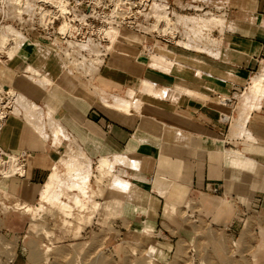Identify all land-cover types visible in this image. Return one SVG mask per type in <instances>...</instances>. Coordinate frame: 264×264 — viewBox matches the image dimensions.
Wrapping results in <instances>:
<instances>
[{
    "label": "crops",
    "instance_id": "1",
    "mask_svg": "<svg viewBox=\"0 0 264 264\" xmlns=\"http://www.w3.org/2000/svg\"><path fill=\"white\" fill-rule=\"evenodd\" d=\"M182 1L172 0L174 5ZM224 5L227 16L221 45L212 50L214 57L167 47L170 66L155 70L140 53L141 37L122 32L125 40H119L116 53L104 61L96 79L98 86L111 91H121L134 81L152 84L161 97L137 90L138 113H123L101 102L105 110L86 95L74 94L82 90L79 86L72 90V82L61 75V82L55 80L49 86L32 83L26 78V68L28 64L38 68L36 58L43 55L37 54L34 43H25L17 55L0 64V84L51 113L87 158L98 162L122 157L144 163L141 168L116 166L127 184L120 193L112 187L109 204H120L112 220L124 233L141 229L143 223L155 231L167 219L168 207L187 195L218 198L233 205L236 212L264 218V97L247 116L242 133H229L230 139L245 136L234 144L223 139L218 123L219 115L231 109L223 107L220 99L236 97L264 60V0H228ZM57 66L60 69L54 55H47L43 68L55 73ZM143 101L152 103L143 105ZM0 147L30 154L25 177L6 182L8 194L26 204L37 198L39 202L41 183L60 148L13 117L0 132ZM156 174L164 180L160 192L151 184ZM77 228L79 233L81 227ZM17 258L15 264H28Z\"/></svg>",
    "mask_w": 264,
    "mask_h": 264
},
{
    "label": "rangeland",
    "instance_id": "2",
    "mask_svg": "<svg viewBox=\"0 0 264 264\" xmlns=\"http://www.w3.org/2000/svg\"><path fill=\"white\" fill-rule=\"evenodd\" d=\"M192 1L209 7L224 5L228 2V0H183L188 5ZM11 2V0H0V27L5 25L21 34H30L29 29L33 20L30 17L31 14L26 12L18 17ZM31 4H34L33 0H30ZM123 35L128 38L125 33ZM219 40L218 38L213 41L216 44L215 49L221 45ZM34 44H36L33 47L37 50V54L43 55L36 58L40 63L38 68L31 64L28 65L50 73V70L43 68V61L47 55L52 56L51 50L44 46L46 45L44 43ZM155 46L164 48L160 44ZM191 50L199 51L198 48L193 47ZM5 55V50H2L0 53L1 63L4 62ZM57 68L59 69L58 66ZM61 70L60 68L59 71L50 74L54 76L60 72L61 76L72 82L74 86L72 90L75 91L78 86L82 90L81 94L78 91L74 94L81 97L86 95L87 98L96 101L104 108L100 96L90 86L96 84L99 90L101 89L96 79L99 70L90 79L71 76ZM27 73V75L30 74L28 71ZM30 81L35 84L33 80ZM138 87V82L134 81L121 91L101 90L106 94V97L118 95L126 99L128 89L133 88L137 92ZM242 91L244 92L245 89H242L238 95ZM142 97L146 99L147 96ZM11 103L10 107L14 102ZM151 103L143 101V105ZM155 103L153 102V104ZM231 105L233 113L230 122L222 132L223 139L227 143L234 144L237 139L245 136L229 138L231 123L237 115V98L232 100ZM39 108L45 111L44 108ZM11 111L12 108H10ZM11 117L12 115L9 116V118ZM18 120L27 123L22 117H18ZM29 127L31 128V126ZM44 135L45 140L52 144L48 130H45ZM76 146L82 151L77 144ZM59 148L56 160L65 155L67 142H61ZM95 163L96 160H91L89 172L95 170ZM116 170L115 166L111 169V177L103 178L100 183H97L94 178L88 180L87 186L90 189L102 191L99 196L93 197L100 205L95 214H92L89 205H87L88 209L84 211L72 205L74 200L86 199L87 196L83 198L79 189L77 191L74 189V180L69 175L73 182L68 181V174L63 175L62 182H66L62 183L63 186L56 189L55 193L60 202L72 206L69 216H66L64 212L61 213L60 209H57L59 205L54 202L52 203L56 204V207L51 202L41 203L45 210L41 209L42 211L32 217L29 213L23 214L21 211H16L14 205L24 202L14 196L6 195L9 191L5 184L11 179L19 178L0 179V264H15L17 257L28 264H264V218L255 214L236 212L230 203L211 196H184L179 204L168 207L167 219L162 221L155 231L143 223L141 229L129 230L124 233V230L119 228L120 224L112 220L113 213L121 210L120 204L117 202L109 204L112 201L111 189L115 188L114 182L120 178V174ZM67 177L68 179H66ZM45 180L46 178L41 186ZM72 184L73 188L70 187ZM114 196L118 200L122 198L121 195ZM27 204L38 206V198ZM171 206L173 207L172 211ZM136 224L140 225V222ZM77 226L81 227L79 233ZM46 251L48 252L46 253Z\"/></svg>",
    "mask_w": 264,
    "mask_h": 264
},
{
    "label": "built area",
    "instance_id": "3",
    "mask_svg": "<svg viewBox=\"0 0 264 264\" xmlns=\"http://www.w3.org/2000/svg\"><path fill=\"white\" fill-rule=\"evenodd\" d=\"M23 0L20 4L12 1V8L18 15V8L28 6L27 11L33 19L30 34H22L24 43L46 44L59 63L62 71L88 79L94 75L98 62L110 56V38L120 40L114 32L128 31L141 37L140 53L146 60L156 44L164 48L174 47L185 51L182 45L212 52L214 40L222 34L220 25L209 22L210 19H223L227 16L225 5L209 7L199 2H179L172 0ZM188 5V6H187ZM191 13V14H190ZM187 14H190L189 16ZM177 17L192 21L186 24L176 23ZM224 27V25H223ZM20 33V32H19ZM220 39V38H219ZM220 41V40H219ZM6 57V55H5ZM8 60L5 58L4 61ZM100 69V68H99ZM9 90L0 84V132L11 115L8 97ZM232 98L220 99L223 107L231 108ZM12 104V103H11ZM233 109L228 114H220L218 123L225 130L230 122ZM11 156V158L9 157ZM30 154L11 153L0 147V173L9 168V161L17 171L13 178L25 173ZM12 159V160H10ZM0 179H2L0 175Z\"/></svg>",
    "mask_w": 264,
    "mask_h": 264
},
{
    "label": "bare ground",
    "instance_id": "4",
    "mask_svg": "<svg viewBox=\"0 0 264 264\" xmlns=\"http://www.w3.org/2000/svg\"><path fill=\"white\" fill-rule=\"evenodd\" d=\"M11 1L16 2V4H20L23 0H11ZM29 9L30 8L25 5V7L18 8L16 13L18 15H20L24 12H27ZM188 18L184 19V17H177L176 23H178V24L189 23L192 20L188 19ZM209 22H214V23L216 22V24L220 25L221 28L224 25V20H222L221 18H219V19H217V18L213 19L212 18L209 20ZM114 34H115V36H118V38H120V40H125V38L122 37V32H120V33L114 32ZM24 40H25L24 36L21 33L12 29L11 27H6L5 25H4V27H0V53L2 50H5V54H6L7 59L10 60L13 56L18 54L20 48L25 44ZM110 42H111V45L109 48L110 53L111 54L116 53L113 50L115 49L116 45L120 43V41L119 40L115 41L114 39L110 38ZM182 46L187 50H191V48H192L188 44H184ZM195 49H197V48H195ZM194 51H196V50H194ZM198 52H204L205 54H208L209 56L214 57L212 55V52L209 50L204 49V50H199ZM168 55H169V53L167 51H165L164 48H160V47L156 48V46H155V48L153 47L152 53L149 55V58L146 60L147 65L150 68L155 69V70L156 69L159 70L161 68H162L161 70H163L165 67H169L170 63L172 62L166 58V56H168ZM0 64H2L1 61H0ZM102 65H103V62L100 60L97 64V68H96L94 74H97L99 68ZM0 68H2L1 65H0ZM26 71L30 72L29 75H26L27 78L29 80H33V82H35L36 84H38L42 87L54 84L55 80L61 82L60 72L55 74V77H54L49 72H46L43 70H37V69H35L29 65L27 66ZM91 77L92 76H90V78ZM90 78H88V79H90ZM90 86L92 87L93 91L100 96L101 102L104 105L113 107L116 110L123 112V113H129L130 110H134L137 113L139 112V101L136 98V91L128 89L127 97H126V99H124L118 95H116V96L109 95L106 97V94H104L103 90H101L102 87L99 86L101 88L99 90V88L97 87L96 84L90 85ZM138 88H137V90H139V92H143V93L152 95V96L157 97V98L161 97V94L158 91H156L155 89H153L152 84H150L149 82H147L145 80L141 81V84H139ZM164 93L167 94L166 91ZM8 97H9V100L11 102H14L12 107H11L12 108V111H11L12 117H14V118L22 117L23 120L25 122H27L26 123L27 126H31V128H33V130H35L40 136L43 137V139H46V137H45L46 134L44 135V132H45V130H48L50 135H51V138H52L53 146H55V147H59V145L63 141L67 142V149L64 153L65 155L62 156V158H60L59 160H57L55 162L50 174L48 175V177L44 183V185H42V187L40 189L39 205L38 206H31L29 204H24V203L15 204L14 209L16 211H21V212H23V214L29 213V215H31V217H32V215L35 216V214L37 215L38 212L42 211L41 209L45 210L42 207L41 203L47 204V203L51 202L52 205L54 203L58 204L59 208H57V209H60L61 213L64 212L66 216H69V214H70L69 211L71 210L72 206H69V205L65 204L64 202H60L59 198L57 199V196L55 193V191H57L56 189L60 188V186L61 187L63 186L62 185V183H63L62 180H64V179H62L63 175L68 174V177L70 175L72 177L71 179L74 180V183H73L74 186H73V184L71 186L70 185L69 186L70 187L73 186L76 191H77V189H79V191L83 195L82 196L83 198H85L87 196L86 199H81V200L75 198L76 200L73 201L72 205L74 207H78L80 210H83V211L87 210L88 209L87 205H89L92 214H95L98 212L100 205L97 201H95L93 199V197L99 196L102 191L101 190L94 191V190L90 189L87 186L89 178H94L97 183H100V181L103 178L111 177V169L117 165L129 167L133 164L134 165L136 164L139 166V168L144 166L143 165L144 163H142V162L134 163L133 161H130V160H128L126 158H122V157L102 158L98 162L95 163L96 164L95 170L93 172H89L88 169H89L91 160L86 157V155L84 154L83 151L76 148L77 146L71 142L69 135L66 133L64 128L60 125V123L57 121V119L51 113H46V112L40 110V108L38 106H36L33 102L27 100L25 97H23L22 95L18 94L17 92H14L12 90L9 91ZM263 97H264V60L261 61V65H260L258 72L255 74L254 77H252L250 79L247 87L245 88V91L244 92L242 91V93L240 95H237L235 97L238 100V106H237V110H236L237 111L236 118L231 123V130H230L231 136L242 133V127H243L244 122L247 119V116L249 115V113L251 111H253L259 107L260 101L263 99ZM9 157L11 158V156H9ZM10 160H12V159H10ZM12 162L9 161V163H10L9 168L6 172L0 173V175L2 177L1 180H8V179H11L14 177L13 173L15 171H17V169H16V167L13 166ZM24 177H25V173L23 174V172L21 170L20 176L18 178L23 179ZM68 177L66 179H68ZM113 177L114 176L112 175V178ZM71 179L69 177L68 181L70 180V182L72 183L73 180L71 181ZM163 181H164L163 178L156 174L152 178L151 184L153 185V189L156 191L158 190L160 192V189H161L160 186L162 185V190H163ZM75 182H77L76 183L77 188H75L76 187ZM114 183H115V192H117V193H120L127 184L126 181H124L123 179H120V178L116 179V181ZM166 184H170V183L167 182ZM166 184H164V185L166 186V189H168ZM70 187H68V188H70ZM166 189H164L165 192H166ZM87 192H89V193L87 194ZM162 193L163 192H161V194ZM6 195H10V194H6ZM52 202H54V203H52ZM56 204H54V206ZM67 210H68V212H67ZM172 210H173V207L171 206V211ZM47 214H48V212H47ZM34 216H33V218H34ZM145 229H147V228H145ZM47 252L48 251H46V253Z\"/></svg>",
    "mask_w": 264,
    "mask_h": 264
}]
</instances>
